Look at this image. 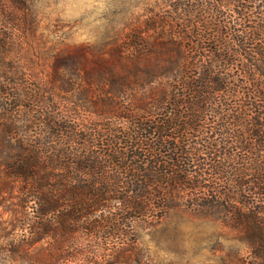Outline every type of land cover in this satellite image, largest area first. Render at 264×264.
<instances>
[{
	"label": "trees",
	"instance_id": "1",
	"mask_svg": "<svg viewBox=\"0 0 264 264\" xmlns=\"http://www.w3.org/2000/svg\"><path fill=\"white\" fill-rule=\"evenodd\" d=\"M152 3L110 52H59L28 84L0 39V207L21 232L8 261L52 241L61 264L76 233L125 237L183 210L264 264V0Z\"/></svg>",
	"mask_w": 264,
	"mask_h": 264
},
{
	"label": "rangeland",
	"instance_id": "2",
	"mask_svg": "<svg viewBox=\"0 0 264 264\" xmlns=\"http://www.w3.org/2000/svg\"><path fill=\"white\" fill-rule=\"evenodd\" d=\"M150 4L152 0H0V39L9 42L10 50L5 54L7 63L19 69L28 84L30 78L52 74L53 56L59 52L90 48L108 53L116 30L145 20ZM5 205L11 207L13 202L9 199ZM4 211L0 207V264H58L50 255L55 251L52 241L29 248L25 260L8 261L6 250L21 232L11 230L9 222L2 223L12 217ZM125 228V237L109 235L108 229L96 235L76 233L63 247L70 257L61 264H129L116 259L123 254L115 255L126 246L138 249L130 264H138L139 252L143 256L140 264H239L251 260L249 249L235 239L234 231L219 220L192 212L175 210L150 226L131 219Z\"/></svg>",
	"mask_w": 264,
	"mask_h": 264
}]
</instances>
